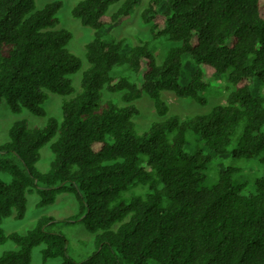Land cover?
I'll use <instances>...</instances> for the list:
<instances>
[{
	"label": "trees",
	"instance_id": "trees-1",
	"mask_svg": "<svg viewBox=\"0 0 264 264\" xmlns=\"http://www.w3.org/2000/svg\"><path fill=\"white\" fill-rule=\"evenodd\" d=\"M118 1L78 0L72 7V16L94 30L84 65L67 48L71 32L58 27L62 0L40 9L35 0H0V101L14 113L26 108L45 116L49 93L67 96L60 121L49 117L43 127H31L22 119L10 126L0 145V223L23 218L29 193L46 206L70 192L79 213L66 221L80 220L95 243L88 257L75 260L65 235L50 229L54 218L42 215L24 234L0 229V243L17 246L0 255V264H30L40 244L42 259L59 257V264H264V175L247 196L243 184L233 182L234 168L203 185L211 156L227 151L238 128L233 156L264 165V97L250 91L254 79L264 84V0H150L141 19L151 39L175 42L161 62L148 40L122 52L126 38H104L129 19L139 0H124L109 13ZM184 54L195 69L181 85ZM122 65L131 77L114 74ZM78 71L75 91L71 76ZM226 72L232 88L210 112L184 119L173 114L147 132L135 130L139 109L133 102L143 94L164 115L162 91L205 104L211 78ZM103 89L119 92L123 104L103 101ZM188 131L209 152H186ZM47 143L53 157L39 172L34 164Z\"/></svg>",
	"mask_w": 264,
	"mask_h": 264
},
{
	"label": "rangeland",
	"instance_id": "rangeland-1",
	"mask_svg": "<svg viewBox=\"0 0 264 264\" xmlns=\"http://www.w3.org/2000/svg\"><path fill=\"white\" fill-rule=\"evenodd\" d=\"M51 1L54 0H35L36 9H40L45 3ZM62 1L63 5L57 12L59 20L58 27L66 28L71 32V38L67 44V48L80 57L85 65V44L93 38L94 30L91 27L83 25L79 19L72 16L71 9L78 0ZM123 1L124 0H119L112 4L108 12L115 11L121 6ZM149 1L150 0H139L129 19L117 27L106 30L104 38L106 40L126 38L122 44V52H126L128 48L141 41L148 40L150 41V48L155 54L158 62H161L166 51L173 46L175 42L166 40L165 38L151 39L149 26L143 23L141 19L142 10L147 6ZM194 69V61L188 54H184L179 76L181 85H185L190 81ZM114 74L131 77L132 71L129 66L122 65L114 68ZM227 75L228 72L215 74L211 78V84L205 91V104H200L190 97L183 98L176 96L171 91H162L161 100L168 106V111L164 115H160L157 112L154 100L147 94H143L133 102L139 109V113L132 117L135 130L138 133L147 132L152 122L163 120L167 118V116L173 114L184 119L193 115L210 112L216 104L224 101L226 94L229 92L230 88H232L227 79ZM71 77L75 91H78L80 71L76 72ZM250 91L254 95L264 97V84L258 81V79H254ZM101 95L103 101L111 99L118 104H123L119 92L112 93L103 89ZM65 97L67 96L49 93L47 100L43 104L46 110L45 116L35 115L26 108H23L19 113H14L10 110L6 101L2 99L0 101V145L8 140L9 128L16 121L25 119L31 127H43L46 125L49 117H54L60 121L62 117L61 103ZM240 129L241 128H238L237 132L232 137V141L225 153L219 155L213 154L211 156V161L207 164L204 171L206 175V179L203 182L204 186L210 187L214 185L218 180L220 171L226 168H234L235 173L233 175V182L235 184H243L242 194L247 196L255 192V180L264 175V165L260 163L259 158H236L233 156V150L237 148ZM259 132L264 133V125L260 127ZM198 148L202 149L203 154L209 152L208 149L204 147L200 136L192 131H188L186 133L184 150L186 152H193ZM52 157L53 153L49 143L43 145L40 149L39 159L34 164V168L39 172H46L50 167ZM1 177L4 180H8L9 178L6 173H1ZM141 187H144L143 193L146 192V186ZM141 190V188H137V190L134 188L135 192H141ZM127 193H134L133 188L127 191ZM38 201L39 196L36 192L27 194V207L23 218L15 219L13 217H7L0 223V229L5 233L16 231L24 234L36 225L40 216L48 215L54 218V223L50 226V229L65 235L68 254L75 260L85 259L95 250L94 234L90 233L80 220L66 221V219L75 218L79 213V205L73 193H61L57 195L52 204L46 206H37ZM118 225L119 223L114 224L113 228L115 229ZM43 247L44 244H40L32 249L30 264H59L62 261L59 257L43 260L41 256V249ZM16 248L17 246L10 240L0 243V255L6 250Z\"/></svg>",
	"mask_w": 264,
	"mask_h": 264
}]
</instances>
